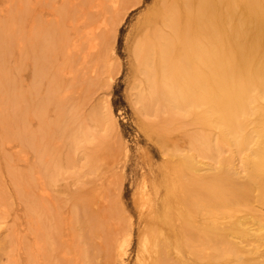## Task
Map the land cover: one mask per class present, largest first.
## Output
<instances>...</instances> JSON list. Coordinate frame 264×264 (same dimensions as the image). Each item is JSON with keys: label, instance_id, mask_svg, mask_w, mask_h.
I'll return each mask as SVG.
<instances>
[{"label": "bare ground", "instance_id": "6f19581e", "mask_svg": "<svg viewBox=\"0 0 264 264\" xmlns=\"http://www.w3.org/2000/svg\"><path fill=\"white\" fill-rule=\"evenodd\" d=\"M142 3L0 0V264H126L136 227L135 264H264V0L137 17L129 96L162 163H145L138 223L115 213V45Z\"/></svg>", "mask_w": 264, "mask_h": 264}, {"label": "rangeland", "instance_id": "374dc122", "mask_svg": "<svg viewBox=\"0 0 264 264\" xmlns=\"http://www.w3.org/2000/svg\"><path fill=\"white\" fill-rule=\"evenodd\" d=\"M152 1L153 0H144V3H142L139 7L131 11L129 16H127V18L124 20V23L122 24V27L118 32L116 42L117 44L115 43V47L119 57L118 60H120L119 62L123 66V72L114 78V82H112L113 90L111 91V96L109 97L111 99L112 107L120 127V135L115 136L114 138L110 137L111 141H109V143L113 144V146H128L130 158L126 171L124 168L120 169L121 167L117 170L118 174H124L125 179L123 180V185L120 188L122 191L121 199H113L114 204L116 205V210L118 212L117 213L115 211V213L121 215L124 219H132V221H135L136 223H138L139 219V211L135 200L136 191L139 186V183H141L142 181L143 176H145L149 172L145 166V163L148 162L150 158L151 161L156 164V166H159V164L162 163L159 148H157V146H155L152 142H149L147 138L143 136L139 129L138 117L135 114L129 96L130 86L128 83L130 79L129 49L131 46V29L133 24L136 22L137 17H139L142 13L146 11L145 9L147 8L145 6L147 4L152 5ZM66 178L68 177H65V179ZM65 179L62 178V182L60 184L62 191H65V193H71L72 196H74V193H77L79 191V189L77 190V188H81L80 184L78 182H75V180H70L72 182L71 183L69 182V180L67 181ZM54 195H56V193ZM58 197L61 199L63 196L59 195ZM60 199H58V201ZM106 222H103L105 223V227ZM138 233L139 229L138 227H136L137 237L135 239V242L133 243V249L131 252L132 254L127 259L126 264H135L136 262V257L138 255ZM93 247L94 246H92L91 249H93ZM47 251L46 254H48L49 252ZM53 255H55V253H53L52 256ZM58 256L59 255L56 256L57 261H60L63 255H60V257Z\"/></svg>", "mask_w": 264, "mask_h": 264}]
</instances>
